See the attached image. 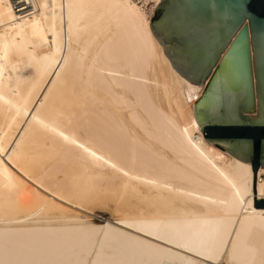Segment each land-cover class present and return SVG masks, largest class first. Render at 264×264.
I'll return each instance as SVG.
<instances>
[{"label":"bare ground","instance_id":"bare-ground-1","mask_svg":"<svg viewBox=\"0 0 264 264\" xmlns=\"http://www.w3.org/2000/svg\"><path fill=\"white\" fill-rule=\"evenodd\" d=\"M143 12L0 0V264H264L250 164L203 139Z\"/></svg>","mask_w":264,"mask_h":264},{"label":"water","instance_id":"water-1","mask_svg":"<svg viewBox=\"0 0 264 264\" xmlns=\"http://www.w3.org/2000/svg\"><path fill=\"white\" fill-rule=\"evenodd\" d=\"M152 13L170 66L189 86L205 84L193 107L203 139L249 162L252 205L264 209L253 190L264 169V0H161Z\"/></svg>","mask_w":264,"mask_h":264},{"label":"rangeland","instance_id":"rangeland-1","mask_svg":"<svg viewBox=\"0 0 264 264\" xmlns=\"http://www.w3.org/2000/svg\"><path fill=\"white\" fill-rule=\"evenodd\" d=\"M134 2H136L135 0H133ZM154 2H155V4H153V8L155 7H157L156 5H159V0H153ZM161 1V0H160ZM138 5V4H137ZM151 5V4H150ZM139 6V5H138ZM141 9V8H140ZM142 9L144 10V15H145V17L150 21L151 19H152V17H153V13H151V11H152V8L151 7H147V9H145V8H143L142 7ZM49 41H50V39H49ZM213 71V68L210 70V73ZM204 89H205V84H202V86L200 87V89H199V91L197 92V94L195 95V97H194V99H193V102H197V100L201 97V95H202V93H203V91H204ZM217 149V148H216ZM219 150V149H218ZM220 152H224V151H221V150H219ZM24 177V176H23ZM24 178H26V177H24ZM26 180V179H25ZM27 182H29V183H31V181H29L28 179H27ZM32 185H34V183H31ZM36 185H34V187H35ZM37 188H38V186H36ZM38 189H40V188H38ZM43 192H45V191H43ZM45 194H47L46 192H45ZM49 194V193H48ZM49 197H51V198H53V199H55L56 201L58 200L59 202H61V203H63V204H65L67 207H69L70 206V208L72 209V210H74V211H79L78 213H84L86 216H89V218L90 219H87V220H90V221H92L93 223H96V224H104L106 221H109L110 219H111V214H110V212L109 211H104V210H95L94 212H90V211H88V210H85V209H83V208H78V207H76V206H74V205H70L69 203H67L66 204V202H64V201H62V200H60V199H58V198H56L54 195H50L49 194ZM77 211L75 212V213H77Z\"/></svg>","mask_w":264,"mask_h":264},{"label":"built area","instance_id":"built-area-1","mask_svg":"<svg viewBox=\"0 0 264 264\" xmlns=\"http://www.w3.org/2000/svg\"><path fill=\"white\" fill-rule=\"evenodd\" d=\"M137 2V4L145 9H147V7H151L152 11L155 9V7L153 8V4H155V2L153 0H135ZM151 4V5H150Z\"/></svg>","mask_w":264,"mask_h":264}]
</instances>
